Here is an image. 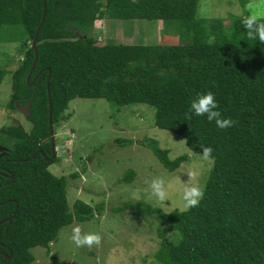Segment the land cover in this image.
<instances>
[{"label":"trees","instance_id":"trees-1","mask_svg":"<svg viewBox=\"0 0 264 264\" xmlns=\"http://www.w3.org/2000/svg\"><path fill=\"white\" fill-rule=\"evenodd\" d=\"M198 1L0 0V56L7 55V43H15L20 56L7 107L15 109L17 98V105L30 101L27 129L0 127V264H36L31 248H48L60 228L104 210L103 203L80 199L70 206L69 178L79 173L58 176L48 169L57 159L48 97L53 133L71 99L103 98L117 107L151 106L155 126L180 135L193 151L211 149L197 206L164 212L138 200L116 209L132 208V218L154 225L159 247L153 256L160 264H264V41L247 39L241 21L250 14L209 19L198 14ZM105 18L158 20L176 37L153 44L113 37L99 42L92 30ZM13 61L11 55L0 62V83ZM209 91L221 118L234 121L231 127L191 113L192 100ZM143 145L168 171L186 160L184 154L170 158L155 139ZM135 175L130 168L121 181Z\"/></svg>","mask_w":264,"mask_h":264},{"label":"rangeland","instance_id":"rangeland-1","mask_svg":"<svg viewBox=\"0 0 264 264\" xmlns=\"http://www.w3.org/2000/svg\"><path fill=\"white\" fill-rule=\"evenodd\" d=\"M202 8L207 11L206 18L209 19L253 13L264 17V0H199V15ZM94 27L92 33L99 42L113 37L125 43L153 44L173 42L176 37L174 32L166 34L171 30L169 24L153 19L105 18L97 21ZM14 44L7 43L3 47L7 55L0 56L1 63L14 56L0 83V127L21 124L27 129L29 121L17 109L7 107L12 70L20 58L15 55ZM64 114L68 115L67 118L54 132L57 159L48 169L58 176H70L75 171L79 173L78 178H69L67 200L70 206L80 199L92 206L103 203L104 210L90 220L74 221L60 228L56 240L48 248H31L34 262L56 264L53 261L55 256L59 264H160L153 256L159 247L154 225L132 218L128 214L132 208L116 209L125 202L143 200L164 212L185 210L183 187L204 189L212 159L189 149L180 135L155 126L154 108L146 104L117 107L103 98L75 97L69 101ZM118 139L128 142L119 144ZM147 139H155L161 147L168 149L170 158L184 154L186 160L178 169L166 170L152 151L143 145ZM130 168L136 171L134 180L122 182L121 177ZM156 178L164 181L169 194L167 201H159L151 194L150 184ZM147 219L154 221L152 217ZM77 226L82 233H98L100 244L77 247L71 239L72 230Z\"/></svg>","mask_w":264,"mask_h":264},{"label":"clouds","instance_id":"clouds-1","mask_svg":"<svg viewBox=\"0 0 264 264\" xmlns=\"http://www.w3.org/2000/svg\"><path fill=\"white\" fill-rule=\"evenodd\" d=\"M201 16H207L208 13L205 9L200 10ZM242 24L245 29V34L249 40L264 41V22H260L258 14L253 13L242 18ZM217 100L212 92H206L198 95L192 100L190 104L191 113L195 116H204L208 121H215L218 128H228L234 124L231 118H221V113L217 110ZM54 134V133H53ZM204 158H209L211 154L210 148L203 149ZM151 194L159 201H167L169 194L165 188L164 181L156 178L150 184ZM204 196V191L198 186H184L182 199L186 209L195 207L199 204ZM72 241L77 247L93 245L98 246L101 237L98 233L89 232L82 233L80 227H75L72 230Z\"/></svg>","mask_w":264,"mask_h":264},{"label":"water","instance_id":"water-1","mask_svg":"<svg viewBox=\"0 0 264 264\" xmlns=\"http://www.w3.org/2000/svg\"><path fill=\"white\" fill-rule=\"evenodd\" d=\"M44 15H45V8H44V6H43V14H42V18H41L40 24H39V26H38V28H37V31H35L34 36H33V39H32V42H31V47H32L33 49L35 48V42H36V39H37V33H38V30H39V28H40V26H41V24H42L43 19H44ZM36 57H37V56H36V54H35L34 62H33V64H32V66H31L30 70L28 71V73H27V75H26V80H28L29 77H30V74H31L32 69H33V67H34V65H35V62H36ZM48 77H49V75H47V80H48ZM32 83H33V81H31V82L29 83V85H31ZM48 103H49V108H48L49 135H50L51 147L53 148L52 143H53V140H54V134H53V128H52V121H51L52 106H51V99H50V97H48ZM14 104L16 105V100L14 101ZM29 105H30V102H27L22 108H19V109L22 111L23 114H28V113H29V110H28ZM23 108H25L26 110L23 111ZM3 148H4L3 146H0V150H2ZM39 151H40V150H39ZM47 159H48V158H47ZM9 177L11 178L12 175H9ZM14 213H15V211H14ZM14 213H13V214H14ZM12 216H13V215H11L10 217H8L7 220H11ZM8 257H9V256H8Z\"/></svg>","mask_w":264,"mask_h":264},{"label":"flooded vegetation","instance_id":"flooded-vegetation-1","mask_svg":"<svg viewBox=\"0 0 264 264\" xmlns=\"http://www.w3.org/2000/svg\"><path fill=\"white\" fill-rule=\"evenodd\" d=\"M32 81H34V79H32ZM16 100V105H15V109H17L18 110V112H19V114L21 115V116H24L25 118H26V115H28V114H23L22 113V111L19 109V108H22L27 102H30V101H26L25 103H23V104H21V105H17V101L19 100V98H17V99H15ZM29 107H30V105H29ZM26 109L25 108H23V111H25ZM28 110H29V108H28ZM51 142V141H50ZM53 144V143H52ZM54 147V146H53ZM51 150H52V153L54 154V152H53V148L51 147ZM39 151V150H38ZM39 152H41V150L39 151ZM46 160H47V158H46ZM3 256H4V259L5 258H8V256L9 255H6V254H3Z\"/></svg>","mask_w":264,"mask_h":264}]
</instances>
